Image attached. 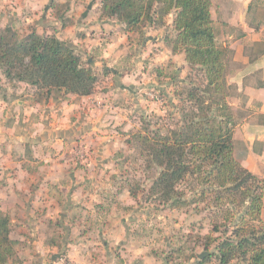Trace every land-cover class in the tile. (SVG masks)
<instances>
[{"label":"crops","instance_id":"1","mask_svg":"<svg viewBox=\"0 0 264 264\" xmlns=\"http://www.w3.org/2000/svg\"><path fill=\"white\" fill-rule=\"evenodd\" d=\"M211 2L217 44L226 52V80L229 89L234 90L229 93L236 123L234 153L244 167L264 180V0ZM7 3L13 5V10L18 11L17 15L2 10ZM100 7L101 0H0V10L3 11L0 22L7 19L11 24L19 18L36 28L30 32L55 35L67 41L78 52L92 53L88 62L93 65L103 64L112 73L117 69L104 59L111 54L109 51H121L129 32L120 34L119 27H126L125 24L117 19L102 18ZM96 12L100 17L94 18ZM109 29H113L114 36L105 46L100 47L98 39L101 34L110 33ZM163 36V32L155 36L159 45L162 44ZM124 70L117 72L119 87L114 88L110 82H105L110 85L106 93L109 98L117 95L116 90L129 85ZM17 83L27 85L20 81ZM130 85L135 87L137 81ZM3 87L0 95V211L12 215L11 223L18 221V212L23 218L19 220V225L29 226L37 243L44 235L41 228L53 224L66 228L63 243L68 247V254L65 256L73 264H100L101 261L95 259L88 248L79 252L83 243L92 242L88 240L89 236H79V240L73 242L68 238V227L73 224L69 221L74 209L81 210L77 219L82 222L78 224L82 227L87 225L91 231L90 237L103 240L107 236L109 240L106 238L105 244L124 237L123 241L129 243V237L107 235L108 230L101 231L102 228H108V221L112 219L101 208L104 202L101 198L105 192L109 193V189L104 191V188L98 186L76 185L69 188L66 182L72 175L73 179L83 178L81 184H96L97 177L104 173L102 167L110 160L108 156L99 154L101 160L97 157L87 163L85 168L73 166L71 170L72 164L67 154L69 144L74 143L90 141L98 146L97 152H105L111 146L110 142L107 143L111 141L107 136L110 130L105 122L100 124L102 118L97 116L98 106L95 101L102 98L101 93L97 88L88 96L68 93L55 99L52 95L43 98L41 94L36 97L37 94L32 93L22 96V87L19 85L14 89ZM94 164L98 165L95 167ZM60 196L67 197L64 206ZM75 197L80 198L72 204ZM100 209L102 211L99 212ZM123 257L126 258L119 263L112 259L107 262L133 264L128 256L124 254ZM144 259L146 264H151L149 256Z\"/></svg>","mask_w":264,"mask_h":264},{"label":"rangeland","instance_id":"2","mask_svg":"<svg viewBox=\"0 0 264 264\" xmlns=\"http://www.w3.org/2000/svg\"><path fill=\"white\" fill-rule=\"evenodd\" d=\"M13 8L12 4L7 3L2 10L17 15L18 11ZM64 8L61 7L62 10ZM3 11L0 10V14ZM98 17L100 15L96 12L94 18ZM173 20L172 13L166 16L165 26L155 28L146 22L133 28L119 27L120 34L129 32L126 43L120 52L109 51L111 54L104 59L117 70L111 73L103 64H92L98 76L96 89L98 88L97 91L102 97L95 101L98 106L97 116L102 118L100 124L105 122L110 130L107 136L111 141L107 143L110 142L111 146L106 148L105 152H97L98 146L90 141L76 145L74 143L69 144L67 154L71 160V170L73 166L85 168L86 164L99 157V154L108 156L110 160L102 167L104 173L97 177L96 184H81L83 178L73 179L71 175L66 185L69 188L76 185L98 186L104 188V191L109 189V193L105 192L101 198L104 200L101 208L106 211V215L110 214L112 219L108 221V228H102L101 231L108 230L107 235L112 236L127 235L129 243L123 241L125 237L120 239L121 241H108L107 244L104 243L106 238L109 240L107 236L103 240H97L99 238L96 236L90 237L91 231L87 229V225L82 227L78 224L79 221L82 222L77 219L81 212L78 208L74 209L73 217L69 221L73 224L68 227V238L73 242L75 239L78 241L79 236H89L88 240L92 242L83 243L79 252L82 253L88 248V251L93 252L94 258L101 261L100 264H107L109 259L119 263L126 258L123 257L124 254L133 264H146L145 256L150 257L151 264H220L216 256V245L232 235L234 218L240 222V208L236 209L238 212L234 216L228 212V208L233 205L228 203L230 198L227 195L218 198V194L213 190L204 194L199 184H195L193 188L190 185L185 189L184 198L188 203L182 207L171 206L170 202L164 201L152 190V184L162 168L150 160L139 136H153L156 131L164 133L169 126L176 127L181 124L182 110L188 102L186 90L204 80L203 70L188 64L184 53H173L164 40L167 34L175 36ZM55 26L53 27L56 31ZM6 28L14 32L19 39L26 37L32 29L36 30L33 25H27L19 18L11 24L7 19L2 20L0 33ZM109 30L110 33L101 34L98 39L100 47L113 38V29ZM162 32L164 36L162 44L159 45L155 36ZM78 53L85 63L92 54L81 51ZM119 70H124L129 85L116 90L117 95H111L109 98L106 93L110 85L105 82H110L114 88L119 87L116 81ZM134 81H137V85L132 88L130 84ZM17 82L8 80L0 68V95L3 93V86L14 89L19 85L22 87V96L32 93L40 97L41 92L36 88ZM233 91L229 89V93ZM14 95L15 93L11 96ZM92 102L94 103V100ZM97 133L100 134V131ZM99 159L101 160V157ZM97 165L94 164L95 167ZM78 198L80 197H75L71 203H76ZM60 199L64 206L67 197L60 196ZM25 209L28 210L26 206ZM16 216L18 221L11 225L16 256L7 264H73L65 256L68 254V247L63 243L66 228L54 224L41 228L44 235L37 243L30 227L19 225V220L23 218L18 212ZM215 223L221 226L219 231L214 230ZM200 254L204 256L200 257ZM203 259L206 260L201 262ZM229 264H248V260L245 256H238Z\"/></svg>","mask_w":264,"mask_h":264},{"label":"trees","instance_id":"3","mask_svg":"<svg viewBox=\"0 0 264 264\" xmlns=\"http://www.w3.org/2000/svg\"><path fill=\"white\" fill-rule=\"evenodd\" d=\"M211 6V0H101L100 11L102 18L131 28L146 22L155 28L165 26L166 16L174 14L175 36L167 34L164 40L173 53H184L188 64L201 68L204 80L186 90L181 124L139 136L150 160L162 168L152 190L176 207L188 203L184 194L190 185L199 184L204 194L213 190L218 198L227 195L233 205L228 212L234 216L240 208V222L234 218L232 235L216 245L220 264L238 256H245L248 264H264V180L234 153L236 123L229 102L226 52L217 44ZM0 68L8 80L24 82L55 99L68 93L91 95L98 82L94 67L75 47L36 31L22 39L8 28L0 33ZM11 225L10 215L0 211V264L16 256ZM220 227L215 223L214 230Z\"/></svg>","mask_w":264,"mask_h":264},{"label":"water","instance_id":"4","mask_svg":"<svg viewBox=\"0 0 264 264\" xmlns=\"http://www.w3.org/2000/svg\"><path fill=\"white\" fill-rule=\"evenodd\" d=\"M204 256V254H200V257H203Z\"/></svg>","mask_w":264,"mask_h":264}]
</instances>
